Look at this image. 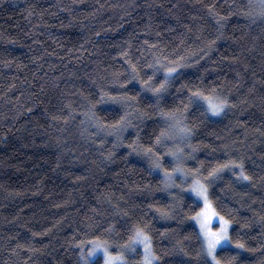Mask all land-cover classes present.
Masks as SVG:
<instances>
[{
  "label": "trees",
  "instance_id": "16d2710c",
  "mask_svg": "<svg viewBox=\"0 0 264 264\" xmlns=\"http://www.w3.org/2000/svg\"><path fill=\"white\" fill-rule=\"evenodd\" d=\"M261 2L0 0V264H78L81 241L110 236L114 245L123 244L124 227L144 212H148L144 219L152 220L157 251L172 247L179 237L173 233L170 239H161L156 230L175 229L177 222L152 219L154 209L147 207L171 199L160 190V174L149 175L147 161L136 154L125 159L136 129L124 133L125 144L109 161L105 157L115 137L99 132L85 113L101 88L110 90L116 87L112 81L117 74L121 79L128 75L126 61L151 74L144 65L157 58L175 59L218 35L208 5L224 17L223 36L198 65L183 70L181 81L203 75L204 84L217 87L236 106L207 120L188 115V125H195L191 143L199 150L186 164L224 160L225 144L233 158L243 157L253 179L239 182L225 171L212 191L223 198L225 213L237 210L232 213L237 220L233 230L246 219L252 221L241 229L246 244L242 264H264V228L256 223L264 215ZM125 51L127 56L121 54ZM181 81L161 102L165 111L181 103L176 93ZM134 86L139 87L136 82L128 85ZM95 107L101 121L109 119L106 109L122 114L117 105ZM140 109L148 116L133 123L146 145L162 118L144 104ZM101 139L106 142L101 144ZM110 226L114 231L108 233ZM189 229L185 223L179 231ZM129 260L139 264L140 257L130 253ZM188 260L182 254L164 255L161 264Z\"/></svg>",
  "mask_w": 264,
  "mask_h": 264
},
{
  "label": "snow or ice",
  "instance_id": "6c2138e0",
  "mask_svg": "<svg viewBox=\"0 0 264 264\" xmlns=\"http://www.w3.org/2000/svg\"><path fill=\"white\" fill-rule=\"evenodd\" d=\"M207 7L208 15L216 21L218 35L208 40L203 47L187 48L185 54L177 55L175 59L157 58L144 65L143 67L151 70V74L143 72L139 65L126 61L129 63L128 75L121 79L117 74L112 81L116 87L110 90L101 88L98 99L94 104L89 101V108L85 113V116L90 114V119L95 121L99 132L115 137L112 142L113 149L105 157L109 161L113 159L115 149L125 144L124 133L129 128L136 129L131 143L126 145L129 151L125 154V159L128 155L136 154L147 161L149 175L154 172L160 174L159 183L163 186L160 190L166 192L171 199L162 206L150 203L147 207L149 210L154 209L155 215L152 219L177 222L175 229L166 227L163 231L156 230L161 239H170V234L173 233L179 238L170 249L158 252L152 235V220H145L148 212H144L130 227H124L127 239L123 244L114 245L110 236H95L92 240L81 241L77 245L78 264H130V253L140 257L139 264H161L164 255L176 254L189 257L187 264H242V252L246 250V244L241 236V229L249 227L252 221L246 219L239 229L233 230L237 220L232 213L237 210L229 208L225 213L223 208L227 206L223 198L212 189L216 181L222 179L225 171L230 172L239 182L253 179L246 172L243 157L233 158L230 155V146L225 144L224 160H201L195 167H188L186 164L188 159H196L195 153L199 150L198 146L191 143L195 125H188V115L198 114V121L201 118L207 120L210 116L219 117L236 106L217 87L204 84L203 75L195 79L187 77L181 81L183 70L198 65L223 36L221 29L224 27V17L218 15L214 5ZM259 7L264 10V0ZM67 11L71 13L72 10L69 8ZM121 54L127 56L126 51ZM177 81H181L176 88L181 103L175 105L174 109L165 111L161 102ZM133 82L139 87L129 88L128 85ZM96 104L117 105L122 114L114 109H106L105 114L109 119L101 121L96 116ZM141 104L150 107L154 112L158 111L162 118L155 122L146 145L141 143L138 125L133 123V120L143 122L148 116L147 112L141 111ZM161 123L163 127L160 126ZM156 127L159 128L158 134L155 132ZM105 142L106 139H101V144ZM213 151L217 149L213 148ZM231 185L232 182L229 181L227 187L230 188ZM220 191L223 192L224 189ZM123 215L128 216V212ZM185 223L190 224V229L181 233L180 226ZM256 223L264 228V215H260ZM106 231L111 233L114 229L110 226ZM193 239L194 245L185 243Z\"/></svg>",
  "mask_w": 264,
  "mask_h": 264
},
{
  "label": "bare ground",
  "instance_id": "6f19581e",
  "mask_svg": "<svg viewBox=\"0 0 264 264\" xmlns=\"http://www.w3.org/2000/svg\"><path fill=\"white\" fill-rule=\"evenodd\" d=\"M221 117V116H220Z\"/></svg>",
  "mask_w": 264,
  "mask_h": 264
}]
</instances>
